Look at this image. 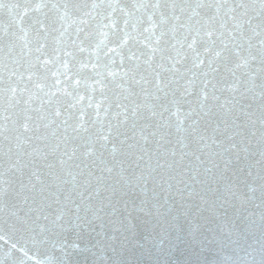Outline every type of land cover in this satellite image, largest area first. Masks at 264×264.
<instances>
[{"label":"snow or ice","instance_id":"snow-or-ice-1","mask_svg":"<svg viewBox=\"0 0 264 264\" xmlns=\"http://www.w3.org/2000/svg\"><path fill=\"white\" fill-rule=\"evenodd\" d=\"M181 218L264 264V0H0V264L73 230L109 264L137 221L166 254Z\"/></svg>","mask_w":264,"mask_h":264},{"label":"water","instance_id":"water-1","mask_svg":"<svg viewBox=\"0 0 264 264\" xmlns=\"http://www.w3.org/2000/svg\"><path fill=\"white\" fill-rule=\"evenodd\" d=\"M180 232L177 234L175 231H171L170 235L173 240H176V246L174 250L166 251V254H158L155 251L156 242H148L146 244L147 232L139 221H137V231L135 239L139 241L138 246H129L123 252L119 251V246L114 245L116 251L106 250L104 255L107 256L109 264L118 262V264H159L161 259L165 260L167 264H209L211 261H215L219 264L222 256L216 251V245H206L204 248L200 247L199 243L193 242L188 237L189 225L181 218L178 220ZM178 236V239H177ZM64 239L68 245L77 243L79 248H67V261L68 264H95L96 255L95 243L97 237L94 232L81 231L79 234L73 231H69L64 234ZM199 236L197 237V240ZM171 241L165 242V249ZM145 248L148 251H145ZM87 249V250H86ZM57 256L58 253H54Z\"/></svg>","mask_w":264,"mask_h":264}]
</instances>
